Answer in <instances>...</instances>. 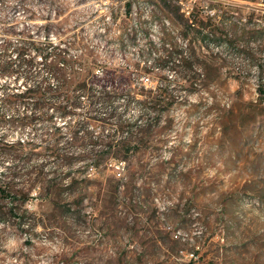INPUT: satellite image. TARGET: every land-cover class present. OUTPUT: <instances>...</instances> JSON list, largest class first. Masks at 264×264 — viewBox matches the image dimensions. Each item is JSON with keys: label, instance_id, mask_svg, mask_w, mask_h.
<instances>
[{"label": "rangeland", "instance_id": "374dc122", "mask_svg": "<svg viewBox=\"0 0 264 264\" xmlns=\"http://www.w3.org/2000/svg\"><path fill=\"white\" fill-rule=\"evenodd\" d=\"M34 42L88 57L92 70L81 77L107 72L119 91L142 86L162 101L97 105L115 114L104 135L115 122L133 126L125 161L14 162L17 196L0 198V264H264V0H0V54L14 59V44ZM163 46L184 65L145 72ZM33 57L30 72L44 75ZM16 74L0 73V94L31 84ZM159 88L170 95L158 97ZM51 114L45 129L59 127L62 153L92 149L66 147L75 119ZM41 131L0 124L4 140L38 141ZM11 165L0 156V171ZM35 171L43 182L31 185ZM54 180L63 190L51 201L45 186ZM71 180L85 182L67 189Z\"/></svg>", "mask_w": 264, "mask_h": 264}, {"label": "trees", "instance_id": "16d2710c", "mask_svg": "<svg viewBox=\"0 0 264 264\" xmlns=\"http://www.w3.org/2000/svg\"><path fill=\"white\" fill-rule=\"evenodd\" d=\"M126 6L125 12L128 11L130 13V3H127ZM13 46L14 59L10 58L8 53L0 54V73L10 74L15 72L17 73L15 78L22 76L24 82L30 81L31 84L18 91L4 90L1 92L0 124L7 122L12 127H23L26 125L35 127L40 125L44 131H41L38 141H34L33 138L4 140L0 137V156L2 155L12 162L8 173L4 172V170L0 171V198H5L8 194L17 196L16 191H13L16 186L12 180L13 175L18 172L14 162L20 160L21 157L45 154L57 159L61 165H68L74 159L83 160L82 164H85L83 167L90 166L89 169H97L104 165L107 156H114L125 161L127 158L123 154L119 155V152L123 151L129 144L131 140L129 135L133 126L128 123L115 122L114 132L104 135L105 125L110 124V120H113L112 118L115 114L112 109L101 114L97 110V105L111 104L115 98L123 96L126 102L130 100H135L140 104L148 102L157 107L162 99L158 100L157 97H151V100H148L150 93L142 86L136 90L119 91L112 85L114 75L107 72H103L100 76L94 73L91 77H81L80 73L82 70H92V60H89L86 56L70 55L65 48L54 50L53 45L44 42L30 43V46L25 45V43L14 44ZM9 47L7 48L9 49ZM164 47H161L158 53H154V56L148 60L150 65L144 69L145 72L151 68L161 69L167 66L175 69L174 67H177L178 64L184 65L182 63L185 58L181 57L180 52H177L179 59L178 57L167 56V54L165 56L163 50L167 49ZM29 52H34V55L40 56L42 67L46 72L44 75L41 74L36 77L30 72L34 55H30ZM176 60L179 61L176 62ZM23 66L25 67L19 72V68ZM98 83L103 84H100L99 89H94L93 86ZM159 90L160 93L157 96H162L163 100L165 98L164 95H170L167 88H159ZM137 94L142 97L136 98ZM20 106L29 110V112L22 115L18 114L15 108ZM5 109H13L12 111L15 112L11 116L6 117L3 112ZM53 111L62 118L71 117L75 119L74 123H69L67 129L69 136L66 135L67 138L64 144L67 145L66 147H85V145H90L92 149L87 154H80L74 157L61 152L59 144L62 142L63 135L59 131V127H54L50 130L45 129L48 124L51 125L52 123L53 113L51 114V112ZM96 128L99 131L94 133ZM139 129L141 132V127ZM118 133H125V135L121 138H115ZM95 146L102 147V149L100 151L95 150L93 148ZM34 174L35 177L30 180L31 185L41 184L43 182L42 175L38 171H35ZM6 177L8 180H6ZM83 182L85 181L81 180L80 183L78 180H71L67 183L66 188L71 189L75 184L80 185ZM62 187L61 183L54 180V182L45 186V196L51 201L57 199V191L63 190ZM17 191L22 192H19V194L27 193L21 188H18ZM45 196L43 198H46ZM78 199L81 198L78 196ZM9 200L11 203L14 201L13 197H9ZM3 213L0 209V214L3 215ZM8 213H14L13 205L8 209Z\"/></svg>", "mask_w": 264, "mask_h": 264}]
</instances>
